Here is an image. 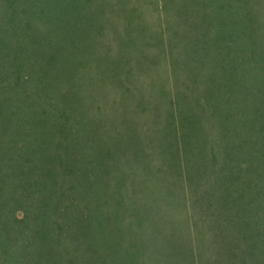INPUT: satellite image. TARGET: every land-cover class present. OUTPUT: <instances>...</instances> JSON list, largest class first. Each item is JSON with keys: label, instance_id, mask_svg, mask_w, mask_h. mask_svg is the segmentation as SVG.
I'll use <instances>...</instances> for the list:
<instances>
[{"label": "trees", "instance_id": "obj_1", "mask_svg": "<svg viewBox=\"0 0 264 264\" xmlns=\"http://www.w3.org/2000/svg\"><path fill=\"white\" fill-rule=\"evenodd\" d=\"M0 264H264V0H0Z\"/></svg>", "mask_w": 264, "mask_h": 264}]
</instances>
